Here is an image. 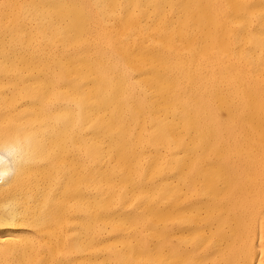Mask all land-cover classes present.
Here are the masks:
<instances>
[{
	"label": "bare ground",
	"instance_id": "bare-ground-1",
	"mask_svg": "<svg viewBox=\"0 0 264 264\" xmlns=\"http://www.w3.org/2000/svg\"><path fill=\"white\" fill-rule=\"evenodd\" d=\"M0 264H264V0H0Z\"/></svg>",
	"mask_w": 264,
	"mask_h": 264
},
{
	"label": "clouds",
	"instance_id": "clouds-1",
	"mask_svg": "<svg viewBox=\"0 0 264 264\" xmlns=\"http://www.w3.org/2000/svg\"><path fill=\"white\" fill-rule=\"evenodd\" d=\"M11 176V173H0V182H4L7 179H9Z\"/></svg>",
	"mask_w": 264,
	"mask_h": 264
}]
</instances>
